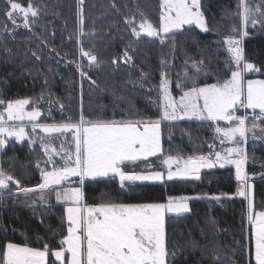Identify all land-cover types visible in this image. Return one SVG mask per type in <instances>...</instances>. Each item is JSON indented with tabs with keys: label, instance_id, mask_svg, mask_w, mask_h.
I'll list each match as a JSON object with an SVG mask.
<instances>
[{
	"label": "trees",
	"instance_id": "16d2710c",
	"mask_svg": "<svg viewBox=\"0 0 264 264\" xmlns=\"http://www.w3.org/2000/svg\"><path fill=\"white\" fill-rule=\"evenodd\" d=\"M14 2L26 6L29 0ZM31 3L39 15L25 28L12 24L5 15L10 5L0 0V99L31 98L63 105L56 106L58 110L51 111L50 117L43 114L44 121L78 122L81 114L93 121L159 119L156 100L162 73L176 82V78H184L181 69L187 66L188 76L204 85L222 82L231 75L229 66L235 69L225 40L229 34L241 39V0H201L208 31L186 26L164 44L143 34L137 39L125 22L131 18L137 25L145 18L159 26L160 0ZM247 5L257 23L246 26L243 54L260 69L255 75L264 76V0H244L243 11ZM81 29L83 36L79 35ZM78 36L98 57V66H86L87 60L78 53ZM125 51L131 57L127 63ZM193 61L201 68L199 74L192 68ZM80 62L91 79L80 76ZM189 86L191 80L184 79L183 87ZM161 125L163 154L128 164V171L144 170V163H155L163 155L208 153L212 150L209 145L217 141V124L212 121H162ZM247 157L253 208L258 212L264 210V143H248ZM46 159L39 142L11 139L0 154V168L18 179L20 187L32 188L42 182L41 170L51 168ZM198 177L126 182L123 188L118 177L89 178L82 190L85 204L168 202L169 197H188L189 212L166 216V245L174 254L168 258L170 264H255L247 199L238 194L241 182L236 168L204 169ZM40 196L39 191L24 195L15 185L11 192H0V256L7 243L42 250L47 245L52 251L61 248L68 228L66 204L56 199L55 192L46 191L43 200ZM216 196L220 199H213ZM48 257L49 264H58L51 252Z\"/></svg>",
	"mask_w": 264,
	"mask_h": 264
},
{
	"label": "snow or ice",
	"instance_id": "6c2138e0",
	"mask_svg": "<svg viewBox=\"0 0 264 264\" xmlns=\"http://www.w3.org/2000/svg\"><path fill=\"white\" fill-rule=\"evenodd\" d=\"M10 5L5 15L12 24L19 27L14 13H23V26L30 27V17L38 16V9L31 3L25 6L14 0H6ZM83 3V0H80ZM243 5V0H241ZM248 9L245 7L242 23L246 27L250 22L257 23L255 19L249 20ZM143 15V14H141ZM131 28L132 35L137 39L143 36L153 40H159L161 44L171 40L177 32L185 29V26H196L207 32L206 21L201 11L200 0H160L159 26L156 27L147 20H142L138 25L134 19L125 21ZM83 19L81 17V24ZM234 31H236L234 29ZM80 36L84 33L81 29ZM243 36L248 32L244 31ZM78 53L82 59L87 60V67L98 66V57L91 49H86L80 43ZM231 53L232 62L235 64L230 78L214 84L197 86L195 76L189 77L185 73V79H190L192 86L181 89L179 100L170 92V81L166 74L162 73L160 91L163 94L161 116L159 119H129V120H88L81 114L76 123L69 119L61 124H42L38 120L41 111L38 107H32L27 111L26 107L31 102L29 99L8 100L0 99V149L8 143V138L23 141L28 137L25 121L31 123V132L37 129L46 134L59 133L61 135L71 133L74 141V152L65 149L63 144L58 150L40 137L41 147L47 157L45 164L51 165V170H41L42 183L36 188H22L20 182L11 174L0 168V192H11V185H15L18 191L24 195L39 191L40 199H45L44 193L55 192L58 201L70 202L66 208L67 235L60 241L61 248L52 251L47 245L43 250L27 245L7 243L0 264H47L49 253L60 264H170V254L166 245L165 215L166 213L180 214L188 212L187 197H169L168 203H140L126 204L114 202H102L96 205L83 203L81 187L66 186L65 182L70 177H79L83 185L85 177H118L123 188L126 182L136 181H164L163 171L140 173L128 171L127 165L146 160L150 156L163 154L161 146L162 121H175L184 118L198 119L212 122L223 121L226 126H217L215 133L223 151H210L208 155L189 156L181 158L167 156L162 161L167 165V179L172 180L177 175H195L201 168H213L217 164L224 167L226 164L235 165L236 178L241 182L238 194L247 198V177L244 175V163L246 160L245 149L242 147L247 141V134L259 128L264 136V80L245 81L246 72L260 71L254 64L248 63L240 47V39L228 37L225 41ZM35 55V54H34ZM124 62L131 60L128 52L123 56ZM115 59L113 63H115ZM202 63V61H201ZM83 63L77 64V69L82 78L91 79L84 71ZM192 68L196 74L201 68L195 61ZM93 84L95 81H91ZM63 108V105H61ZM243 109V114H240ZM252 110V120H249L248 110ZM259 110L256 113V110ZM260 121V125L256 121ZM251 123V127H249ZM35 141L29 140V143ZM209 145V148H213ZM58 158V159H57ZM177 165L176 171H172V165ZM39 167V164L37 165ZM199 177L197 176V179ZM60 189V190H57ZM213 199L219 200L216 196ZM251 207V203H250ZM248 222L251 226V235L254 241L255 264H264V211L249 214ZM67 245V248H63ZM70 253V259L65 253Z\"/></svg>",
	"mask_w": 264,
	"mask_h": 264
},
{
	"label": "rangeland",
	"instance_id": "374dc122",
	"mask_svg": "<svg viewBox=\"0 0 264 264\" xmlns=\"http://www.w3.org/2000/svg\"><path fill=\"white\" fill-rule=\"evenodd\" d=\"M200 2H201V0H200ZM246 8L248 9V16H249V20H251V17H253V15H254V13H253V11L251 10V6L250 5H247L246 6ZM243 10H244V0H243ZM242 10V19H243V14H244V12L245 11H243ZM201 11H202V6H201ZM203 13V12H202ZM39 15V14H38ZM14 16H15V18H16V21H17V24L18 25H21V26H23V19H22V17H23V13H14ZM204 16V15H203ZM205 18V17H204ZM34 18H31L30 17V20H31V22H32V20H33ZM142 20H146L145 18H141V19H139V21L137 22V25L142 21ZM206 21V20H205ZM250 23V22H249ZM248 23V24H249ZM30 26H31V23H30ZM155 26V25H154ZM207 26V25H206ZM252 26V25H251ZM158 27V26H157ZM186 27V26H185ZM200 29V28H199ZM246 30V27L243 25V23H242V20H241V26H240V32H241V39H240V41H241V43H240V47L242 48V50H243V47H242V39H243V35H242V33L244 32ZM235 37L234 35H231V34H229L228 36H227V38L228 37ZM227 38H226V40H227ZM235 38H237V39H239L238 37H235ZM225 40V41H226ZM228 47H229V45L226 43V48H227V50H228ZM229 54H230V57H231V53L229 52ZM243 56H244V54H243ZM81 63V62H80ZM79 63V64H80ZM234 64V63H233ZM234 67H235V64H234ZM188 67L187 66H184L182 69H181V71L183 70V72H184V76H182V77H184V78H182V80H180V78L181 77H179V78H176V82H174L173 80H172V78H170L169 77V75H167L166 74V77H167V79L170 81V92H171V95L175 98V99H177V100H179V97L182 95V92H181V89L180 88H178L177 86H176V89H174L173 88V84L174 85H177V83H180L182 86H183V83H184V79H185V73L187 72L188 74H189V71H188V69H187ZM254 73V75H250V74H253ZM255 73H258V72H246L245 73V81H247V80H264V76H260V75H255ZM250 75V76H249ZM162 78V77H161ZM230 78V77H229ZM228 79V78H227ZM161 82V81H160ZM214 84V83H213ZM205 85V84H204ZM204 85H197V86H204ZM159 86H160V84H159ZM189 87H191V86H189ZM189 87H184V89L185 90H187V88H189ZM157 94H158V98H157V100H156V102H157V104H158V106H159V108H160V112L162 111V109H161V105L163 104V94H162V92L160 91V87H158V91H157ZM21 99H29L31 102H34V103H31L29 106H27L26 107V110L27 111H31V109H32V107H38L39 108V110L41 111V117L39 118V120H38V122L39 123H42V124H61V123H66V122H59V121H55V122H49V121H44V120H46L45 118L44 119H42V117H43V114H46L47 115V117H50V116H48L49 115V113L51 112V111H53V110H55V109H57L56 108V106L57 107H60L59 105H58V103L56 102V101H53V102H49V103H47V104H44L43 103V101L42 100H40V99H35V100H33V99H31V98H21ZM14 100H16V99H14ZM61 108V107H60ZM0 110H2V109H0ZM58 110V109H57ZM243 109H241V111H240V114H243ZM259 112V110L257 109L256 110V113H258ZM248 113H249V120L251 121L252 120V110L251 109H249L248 110ZM192 119H195V118H192ZM43 120V121H42ZM180 120H191V119H188V118H184V119H180ZM175 121H179V120H175ZM27 122V121H26ZM71 122H73V121H71ZM221 122V123H220ZM220 122H215L217 125H216V127L217 126H221V127H223V126H226V123L225 122H223V121H220ZM29 123V122H28ZM73 123H76V122H73ZM256 123L258 124V125H260V121H256ZM162 124V123H161ZM249 127H251V123H249V125H248ZM261 127H264V125H260ZM30 127V140H33V141H35V142H39L40 143V145H41V142H40V137H44V139H45V141L46 142H50L51 143V146L52 147H56L58 150L60 149V147H61V145L63 144V146H64V148L65 149H69V150H71V151H73L74 152V148H75V145H74V141H73V139H72V135H71V133H66V134H63V135H61V134H59V133H51V134H46V133H44V132H42L41 130H39V129H37V131H36V133H32L31 132V126H29ZM26 131H27V128H26ZM161 131H162V125H161ZM162 138H163V134L161 135V146H162ZM216 139H217V137H216ZM250 142H259V143H264V136H262V134H261V132H260V130H259V128H257V129H254L253 131H250L248 134H247V141H246V143L245 144H243L242 145V147H244V149H245V154H246V157H247V144L248 143H250ZM214 147L212 148V150H210V151H223V148L224 147H230V146H232L231 144H225L224 146H221L220 145V143H219V139H217V141H216V143H213L212 144ZM43 149V148H42ZM162 149H163V146H162ZM209 151V152H210ZM209 152L208 153H205V154H199V155H208L209 154ZM160 153H158L157 155H159ZM156 155V156H157ZM199 155H196V156H199ZM167 156H169V155H163L161 158H159V159H155L153 162H155V163H144V165H143V169L144 170H141V171H139L140 173H145V174H147L148 172H153V171H163L164 173H165V178H164V180H166L167 179V171H168V168H167V165H163V163H162V161L164 160V159H166L167 158ZM171 156H173V157H179V158H181V167L183 166V160L184 159H187L188 157H183V156H179V155H171ZM150 157H154V156H150ZM150 157H148V158H150ZM58 159V158H57ZM143 160V159H142ZM136 162H138V161H136ZM132 163H135V162H132ZM132 163H130V164H132ZM248 163H249V158L247 157L246 158V160H245V163H244V169H243V172H244V175L247 177V184L249 185V187H248V190H247V192H248V194H247V208H248V216H249V214H254L255 213V211H254V208H253V192H252V188H253V183H252V180H251V178H252V176L249 174V173H247V166H248ZM155 165H157V168H153ZM229 165H231V164H226L225 166H229ZM51 166V165H50ZM215 167H220L219 166V164H217ZM44 168V167H43ZM176 168H177V165L175 164V163H173V165H172V171H176ZM204 169H206V168H201L200 169V171H202V170H204ZM44 170V169H43ZM200 171L198 172V173H196L195 175H191V174H189V175H177V176H175V177H173V178H186V177H197L198 175H199V173H200ZM7 173H9V172H7ZM9 174H11V173H9ZM12 175V174H11ZM16 179V178H15ZM16 180H18V179H16ZM74 179H71V177L69 178V180L68 181H66L65 182V184L67 185L69 182L71 183V181H73ZM19 181V180H18ZM20 182V181H19ZM145 182H161V181H145ZM70 183L68 184V185H70ZM178 198H180V197H178ZM188 198V197H187ZM187 204H188V208H189V210H190V207H189V202H188V199H187ZM143 203H168V202H143ZM250 203H251V207H250ZM126 204H140V203H126ZM86 205H96V204H86ZM260 211H264V210H260ZM189 212V211H188ZM259 212V211H258ZM183 213H185V212H183ZM169 214H176V213H166V215H165V223H166V216L167 215H169ZM165 237H166V235H165ZM22 246V245H21ZM253 249H254V241H253ZM40 250H42V249H40ZM47 264H49V257L47 258ZM51 264V263H50ZM52 264H55V263H52Z\"/></svg>",
	"mask_w": 264,
	"mask_h": 264
},
{
	"label": "crops",
	"instance_id": "0c3cea01",
	"mask_svg": "<svg viewBox=\"0 0 264 264\" xmlns=\"http://www.w3.org/2000/svg\"><path fill=\"white\" fill-rule=\"evenodd\" d=\"M24 123H25V126H26V128H27V132H28V137H27L25 140H30V137H31V136H30V127H29V126H31V123H28V122H26V121H25ZM11 139L16 140L14 137H13V138H8V142H9ZM16 141H17V140H16ZM23 141H24V140H23ZM19 142H22V141H19ZM7 144H8V143H7ZM7 144H6V145H7ZM6 145H5V146H6ZM2 150H3V149H0V154H1ZM233 166L235 167V165H233ZM213 168H215V167H213ZM206 169H210V168H206ZM48 170H51V168H49ZM89 178L92 179L93 177H85L84 181H85L86 179H89ZM95 178H100V177H95ZM71 179H74V180L71 181V183L69 182L70 185H68V184H69V183H68L66 186H70V187H81V190H82V186H83V185L80 184V178H79V177H71ZM41 183H42V182H41ZM83 183H84V182H83ZM36 187H37V186H36ZM36 187H32V188H36ZM57 190H60V189H57ZM82 192H83V190H82ZM83 194H84V193H83ZM60 201L66 204V208L69 207V206H71V205H70V202H67V201H64V200H60ZM83 203L85 204V202H84V195H83ZM66 216H67V213H66ZM63 248L66 249V248H67V245H64ZM56 250H59V249H56ZM54 251H55V250H54ZM65 255H66L67 258L70 259V255H71L70 253H67V252H66ZM54 260H55V257H54ZM55 262L58 263V264H60L59 261H56V260H55ZM65 264H67L66 261H65Z\"/></svg>",
	"mask_w": 264,
	"mask_h": 264
}]
</instances>
